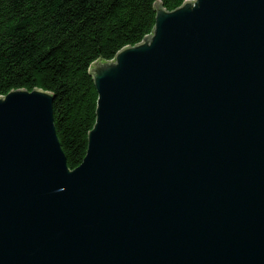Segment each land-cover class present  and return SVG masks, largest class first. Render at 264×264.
Instances as JSON below:
<instances>
[{"label":"water","instance_id":"water-1","mask_svg":"<svg viewBox=\"0 0 264 264\" xmlns=\"http://www.w3.org/2000/svg\"><path fill=\"white\" fill-rule=\"evenodd\" d=\"M155 10L76 169L52 93L0 96V264H264V0Z\"/></svg>","mask_w":264,"mask_h":264},{"label":"trees","instance_id":"trees-1","mask_svg":"<svg viewBox=\"0 0 264 264\" xmlns=\"http://www.w3.org/2000/svg\"><path fill=\"white\" fill-rule=\"evenodd\" d=\"M189 0H0V96L52 93L54 124L71 170L86 157L97 119L91 66L141 43L156 3L174 11Z\"/></svg>","mask_w":264,"mask_h":264}]
</instances>
